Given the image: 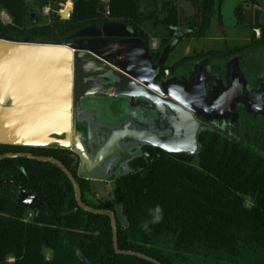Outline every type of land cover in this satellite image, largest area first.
<instances>
[{"label": "trees", "instance_id": "trees-1", "mask_svg": "<svg viewBox=\"0 0 264 264\" xmlns=\"http://www.w3.org/2000/svg\"><path fill=\"white\" fill-rule=\"evenodd\" d=\"M67 1L0 0V13L10 17L6 24L0 17V32L53 43L89 25L122 22L145 42L160 36L165 45L178 29L184 31L182 39H200L214 18L223 25V0H186L195 8L189 16L179 12L176 0L164 2L161 16L155 9L145 13L142 0H72L71 17L64 20L59 10ZM44 8L49 14L42 13ZM235 12L244 22L242 5ZM262 45L264 38L213 53L228 56ZM202 143L195 155L148 148V156L133 160L131 169L112 182L115 200L90 198V180L78 176L67 148L0 143V156L28 153L61 161L78 181L86 206L114 213L122 251L161 264H264V154L211 133ZM0 181V264H87L77 252L89 264H155L115 251L111 219L79 207L71 180L56 164L6 158L0 160ZM20 187L38 195L39 209L20 202ZM158 205L163 219L152 224ZM146 221L149 231L142 227ZM45 250H51V258Z\"/></svg>", "mask_w": 264, "mask_h": 264}, {"label": "water", "instance_id": "water-1", "mask_svg": "<svg viewBox=\"0 0 264 264\" xmlns=\"http://www.w3.org/2000/svg\"><path fill=\"white\" fill-rule=\"evenodd\" d=\"M65 5L62 3V6ZM71 14L72 11L67 8L61 18L69 20ZM183 34L184 31L178 29L174 39L164 47L160 60L154 63L149 44L138 37L133 28L122 22H106L100 27L89 25L67 39L53 43L47 40L32 41L30 38L20 40L0 32V143L71 149L75 165H79V177L114 181L121 176L115 175L117 168L132 158L129 155L130 149L136 146L150 145L171 154L195 155L201 147L198 135L208 127L210 121L203 111H206V114L217 111V107L214 108L213 105H220L232 112L237 103L246 104L250 111L264 114L262 96L246 89L239 72L234 74L233 84L228 89L214 93L203 87L205 79L200 80L199 90L197 86H188L187 89L183 86L176 87L173 79L159 80L161 67L169 51ZM73 38L77 40H69ZM11 61L16 68L17 83H23L27 88L36 82L45 84L43 92H48L49 84L53 83L55 66L61 70V120L57 122L47 119L41 122V130L45 136L37 140L27 141L1 136L7 110H17L32 118L43 114L47 117L53 115V104L48 98L35 94L33 99H15L7 79L6 68ZM33 62H36V67ZM36 68L42 73L35 75L33 70ZM89 98L124 99L131 111L141 109L151 116H159L166 124L162 127L160 120L155 124H145L141 121L142 116H135L133 112L115 126L96 121L95 129L99 138L98 141L90 143L92 152L89 153L84 142L85 135L77 129V111L82 109L84 101ZM200 117L205 121L200 120ZM16 157L51 162L59 166L75 188L79 207L111 219L113 245L117 253L136 255L161 264L149 256L119 249L118 224L114 213L86 206L78 181L61 161L54 157L28 153H8L1 155L0 160ZM113 159L117 161L112 176L103 177L97 173ZM18 199L31 209H39L41 206V200L36 193L21 187ZM77 255L89 264L81 252H77Z\"/></svg>", "mask_w": 264, "mask_h": 264}, {"label": "flooded vegetation", "instance_id": "flooded-vegetation-1", "mask_svg": "<svg viewBox=\"0 0 264 264\" xmlns=\"http://www.w3.org/2000/svg\"><path fill=\"white\" fill-rule=\"evenodd\" d=\"M49 10V9H48ZM174 39V36L170 38L167 44ZM178 39V43L180 40ZM74 42L77 38L69 39ZM252 41V40H251ZM250 41V42H251ZM150 48V54L152 61L157 63L160 60L161 54L164 47L162 40L160 39L157 47L152 43V38L147 42ZM177 43V44H178ZM177 44L169 51L164 64L160 70L159 80H175L176 87L197 86L201 89L200 80H204V88L211 92H221L222 89H228L230 85L233 84L234 74L238 73L241 75L245 87L248 91L254 92L262 96V101L264 102V45L258 47L257 49H246L244 51L238 52L236 54H230L228 56L222 54H215L213 51L218 49H212L209 51H198L195 55L184 54L175 62L170 65L167 63L168 57L171 51L175 49ZM158 52V53H156ZM211 52V53H210ZM260 54L262 59L257 63L251 62V57ZM250 62V67L248 66ZM170 65L176 66L175 70L163 69L164 66ZM252 70V71H251ZM168 71V72H167ZM252 72V73H251ZM170 89H173L170 87ZM235 101V100H234ZM117 102L121 103V106L126 109L127 113L119 117H101V112H103L106 107L113 105ZM236 102V101H235ZM119 107V106H118ZM214 108L217 107V111L207 113L203 111V114L210 120L208 122V127L200 131L198 135V140L202 145V137L205 133H211L214 135H219L223 138L241 141L246 144H250L254 149L264 154V114H257L254 111H250L248 105L237 103L235 105V110L232 112L223 109L220 105H213ZM206 110V109H205ZM131 112L135 116L139 114L142 116L141 121L145 124H155L158 120L162 121V127L165 126L164 119H159V116L149 115L141 109L131 111L128 107V103L124 99H109V100H99L95 98H89L84 101L82 109H78V123L77 129L85 135V144L89 153L92 152L90 143L93 141H98V134L95 129L96 121L102 124L118 125L121 120L126 119L130 116ZM205 121L201 117L199 118ZM155 148L150 145L136 146L130 149V156L132 158L126 162L122 163L116 170V174H124L131 169V163L138 157L148 156V148ZM70 150L73 157V165L76 166L77 174L79 171V165H75L74 153ZM119 159V158H118ZM117 159L110 160L106 165H104L100 170L97 171L103 177L112 176L114 173V167ZM93 181H102L112 183L113 181H108L106 179H87ZM41 200V199H40ZM38 203V202H37Z\"/></svg>", "mask_w": 264, "mask_h": 264}, {"label": "rangeland", "instance_id": "rangeland-1", "mask_svg": "<svg viewBox=\"0 0 264 264\" xmlns=\"http://www.w3.org/2000/svg\"><path fill=\"white\" fill-rule=\"evenodd\" d=\"M142 10L148 13L150 10H157L159 16L162 15L163 4L169 0H142ZM223 0L221 7V15L223 19V25L219 26L217 18L213 19V26L205 38L193 39V38H183L177 44L175 49L170 52L167 63L172 65L175 60L180 58L184 54L195 55L198 51H209L212 49L224 50L233 47L239 48L240 46L248 45L250 41L254 39L264 38V0ZM107 2V0H104ZM178 9L180 13L185 15H192L195 12L193 5L186 0H176ZM65 6L59 10V14L62 15L65 9H70L73 11L74 3L72 0H68ZM242 5L244 11V22H239L236 15V8ZM49 8H44L43 14H49ZM2 21L6 24L10 21L6 11L0 13ZM184 29V27H182ZM251 41V42H252ZM160 42L159 37H152V43L157 47ZM262 56L258 53L252 56L251 62H259ZM250 62L248 66L250 67ZM252 71V70H251ZM252 73V72H251ZM119 106V107H118ZM127 111L121 106L120 102H117L101 112V117H119L126 114ZM92 187V193L90 198L93 200L97 199H111L115 200V193L113 183L102 182V181H90ZM252 200L250 197L247 198V204L252 205ZM119 207V206H118ZM32 212L29 213L31 217ZM46 252V250H45Z\"/></svg>", "mask_w": 264, "mask_h": 264}, {"label": "crops", "instance_id": "crops-1", "mask_svg": "<svg viewBox=\"0 0 264 264\" xmlns=\"http://www.w3.org/2000/svg\"><path fill=\"white\" fill-rule=\"evenodd\" d=\"M33 66L36 67V62H33ZM6 69L7 79L12 86L15 99H33L35 94H38L39 97H43L45 99L48 98L49 102L53 104V115L47 117L45 114H43L32 118L30 116H25L24 113L18 112L17 110H7L6 118L1 130V136L11 139H25L27 141L37 140L44 137V132L41 130V122H45L47 119H53L57 122L61 120V105L63 97L60 68H56L55 66L53 70V83L49 84L48 86V94L42 90L45 89V84L36 82L34 85H30L27 88V86H25L23 83H17L16 68L13 61H11V64L7 65ZM33 71L35 75L42 73L41 71L37 70V68ZM49 73L51 76V70ZM45 255L47 258H51V250H46Z\"/></svg>", "mask_w": 264, "mask_h": 264}, {"label": "clouds", "instance_id": "clouds-1", "mask_svg": "<svg viewBox=\"0 0 264 264\" xmlns=\"http://www.w3.org/2000/svg\"><path fill=\"white\" fill-rule=\"evenodd\" d=\"M162 219H163V211H162V208L158 205L152 211L151 223L152 224H158V223H160V221ZM142 227L144 228L145 231H149L150 230L147 221L142 225Z\"/></svg>", "mask_w": 264, "mask_h": 264}, {"label": "bare ground", "instance_id": "bare-ground-1", "mask_svg": "<svg viewBox=\"0 0 264 264\" xmlns=\"http://www.w3.org/2000/svg\"><path fill=\"white\" fill-rule=\"evenodd\" d=\"M46 94H48L47 92H46ZM62 115V114H61Z\"/></svg>", "mask_w": 264, "mask_h": 264}, {"label": "built area", "instance_id": "built-area-1", "mask_svg": "<svg viewBox=\"0 0 264 264\" xmlns=\"http://www.w3.org/2000/svg\"><path fill=\"white\" fill-rule=\"evenodd\" d=\"M9 17V16H8ZM10 18V17H9ZM168 72V71H167Z\"/></svg>", "mask_w": 264, "mask_h": 264}]
</instances>
